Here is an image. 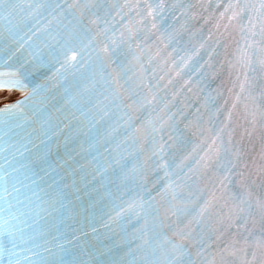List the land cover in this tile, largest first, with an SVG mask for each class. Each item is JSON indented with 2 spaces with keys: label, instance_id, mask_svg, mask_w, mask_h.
Masks as SVG:
<instances>
[{
  "label": "snow or ice",
  "instance_id": "6c2138e0",
  "mask_svg": "<svg viewBox=\"0 0 264 264\" xmlns=\"http://www.w3.org/2000/svg\"><path fill=\"white\" fill-rule=\"evenodd\" d=\"M0 264H264V0H0Z\"/></svg>",
  "mask_w": 264,
  "mask_h": 264
}]
</instances>
